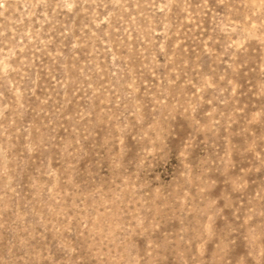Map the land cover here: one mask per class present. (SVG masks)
<instances>
[{"label": "rangeland", "instance_id": "rangeland-1", "mask_svg": "<svg viewBox=\"0 0 264 264\" xmlns=\"http://www.w3.org/2000/svg\"><path fill=\"white\" fill-rule=\"evenodd\" d=\"M0 264H264V0H0Z\"/></svg>", "mask_w": 264, "mask_h": 264}, {"label": "snow or ice", "instance_id": "snow-or-ice-1", "mask_svg": "<svg viewBox=\"0 0 264 264\" xmlns=\"http://www.w3.org/2000/svg\"><path fill=\"white\" fill-rule=\"evenodd\" d=\"M173 150L175 151V144H173Z\"/></svg>", "mask_w": 264, "mask_h": 264}]
</instances>
